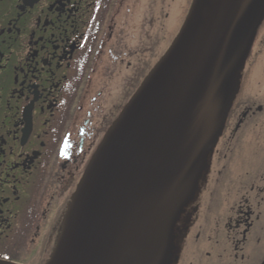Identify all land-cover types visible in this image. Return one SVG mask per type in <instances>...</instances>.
<instances>
[{"label": "flooded vegetation", "instance_id": "flooded-vegetation-1", "mask_svg": "<svg viewBox=\"0 0 264 264\" xmlns=\"http://www.w3.org/2000/svg\"><path fill=\"white\" fill-rule=\"evenodd\" d=\"M170 3L0 0V258L51 257L92 156L151 71L139 82L137 48L165 32ZM243 84L175 223L172 264H264V140L251 142L264 102ZM250 146L259 159L243 166Z\"/></svg>", "mask_w": 264, "mask_h": 264}, {"label": "water", "instance_id": "water-1", "mask_svg": "<svg viewBox=\"0 0 264 264\" xmlns=\"http://www.w3.org/2000/svg\"><path fill=\"white\" fill-rule=\"evenodd\" d=\"M263 21L264 0L192 1L92 156L45 264H172L175 223L223 132Z\"/></svg>", "mask_w": 264, "mask_h": 264}, {"label": "rangeland", "instance_id": "rangeland-1", "mask_svg": "<svg viewBox=\"0 0 264 264\" xmlns=\"http://www.w3.org/2000/svg\"><path fill=\"white\" fill-rule=\"evenodd\" d=\"M192 1L193 0H171L170 6L167 7L168 16L165 32H157L158 24H156L155 33L152 34L151 37L153 46L149 49L143 48L142 46L137 48L140 73L139 82L142 81V77L146 75L150 69L152 70L154 65L158 63L173 43L186 19ZM139 37L140 43L142 41H147L144 36L141 35ZM242 74L244 78L242 94L244 96L258 97L264 102V21L258 30L255 43ZM253 136H258L257 140L251 141L253 143H256L258 140H264L262 135L257 134L256 131ZM249 151H255V147H245L238 157V161L243 166L250 167L251 164L259 159V154L254 156V154L249 153Z\"/></svg>", "mask_w": 264, "mask_h": 264}]
</instances>
